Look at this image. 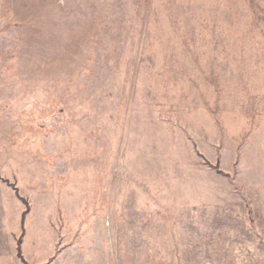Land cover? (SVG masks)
<instances>
[{"label": "rangeland", "instance_id": "1", "mask_svg": "<svg viewBox=\"0 0 264 264\" xmlns=\"http://www.w3.org/2000/svg\"><path fill=\"white\" fill-rule=\"evenodd\" d=\"M0 264H264V0H0Z\"/></svg>", "mask_w": 264, "mask_h": 264}]
</instances>
